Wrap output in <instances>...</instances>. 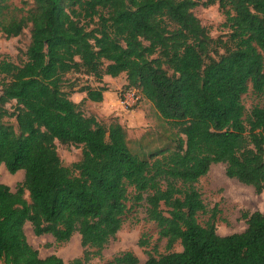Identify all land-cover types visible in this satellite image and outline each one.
Listing matches in <instances>:
<instances>
[{
	"label": "trees",
	"instance_id": "obj_1",
	"mask_svg": "<svg viewBox=\"0 0 264 264\" xmlns=\"http://www.w3.org/2000/svg\"><path fill=\"white\" fill-rule=\"evenodd\" d=\"M10 1L0 0V34L15 38L28 27L29 41L18 63L0 58V166L23 173L13 192L0 184V264H63L38 257L25 223L56 244L77 234L82 251L67 264H87L140 203L166 249L180 247L147 252L143 264H264V212L241 213L245 228L218 236L215 209L197 222L205 209L194 188L214 164L255 194L264 187V0L202 1L218 6L227 31L214 58L194 0ZM119 75V93L137 90L169 145L133 154L115 119L101 123L84 115L83 100L69 99L79 92L98 103L102 77ZM248 91L261 103L246 111ZM54 141L78 146L79 159L62 166ZM105 264L137 258L124 251Z\"/></svg>",
	"mask_w": 264,
	"mask_h": 264
},
{
	"label": "rangeland",
	"instance_id": "obj_2",
	"mask_svg": "<svg viewBox=\"0 0 264 264\" xmlns=\"http://www.w3.org/2000/svg\"><path fill=\"white\" fill-rule=\"evenodd\" d=\"M20 1H27L28 6H30L31 0H11L10 4L20 7ZM194 1L196 5L191 9V13L198 20L200 26L204 28L211 42L208 46V56L217 57L224 52L221 43H219L224 41L227 35V31L221 26L224 18L216 4L203 6L201 5L203 0ZM28 41V27L15 38L6 39L0 34V58L4 57L12 63H18L19 60L23 59L22 54L28 45ZM77 79L78 83L81 80L83 83L86 81L90 85H95L91 79L85 80V77ZM122 80V75L116 78H107V85L110 88L119 86ZM119 91L120 88L115 91L117 97ZM241 103L244 109L248 111L251 106L261 102L248 91L241 97ZM9 107V104L5 105L7 110ZM88 111L104 124L113 119L110 118L111 115L100 114L96 107H89ZM119 119L126 132L128 148L133 154L142 156L155 148L169 145L167 141L169 132L166 131V126L148 102L140 100L135 107L128 111L126 118ZM3 122L14 124L13 120L6 118L3 119ZM54 146L60 163L64 167L76 162L80 157L78 146L62 145L56 141H54ZM22 179V171L10 175L0 166V184L7 186L10 191L13 192L15 186L21 183ZM194 188L197 190L205 209L204 213L197 214V222L203 225L208 220L212 210L215 209L214 228L218 236L241 232L245 228V224L240 218L241 213L264 212V187L260 194H255L250 186L227 178L224 175L222 164L211 165L206 175L198 179ZM24 197L26 198V195ZM144 207V203H140L126 213L122 218L120 229L105 244L100 252V257L91 259L87 264H105L113 256L124 251H130L137 258V264H143L147 252L158 257L168 252L179 251L180 247L177 244L167 250L164 239L157 238L154 224L145 218ZM23 231L27 244L36 250L39 258L55 255L61 259L63 264H67L81 254L82 249L77 234H73L66 243L56 244L49 235L34 236L28 223H25ZM142 237L148 240L146 247L138 246V241Z\"/></svg>",
	"mask_w": 264,
	"mask_h": 264
},
{
	"label": "crops",
	"instance_id": "obj_3",
	"mask_svg": "<svg viewBox=\"0 0 264 264\" xmlns=\"http://www.w3.org/2000/svg\"><path fill=\"white\" fill-rule=\"evenodd\" d=\"M123 76V75H122ZM81 78V76H80ZM107 78H109L108 76H103L102 77V84L106 87V90L104 92H102V100L98 103H93V102H89L87 100H84L85 95L84 93H79V92H73L69 99L74 102V103H79L80 101L83 100V106H82V110L85 116L91 115L90 111H88L89 107H96V109H98V112L102 115H111L110 118L112 117L113 119H115L117 121V123L119 125H121L120 123V119H124L126 118V115L128 113V111H124L122 110L118 105H117V96H116V90H118L121 85L123 84V80L121 82V84L118 86H114V87H109L107 85L108 81ZM95 88L99 87L100 85H92ZM98 113V114H99ZM93 114V113H92ZM101 115V116H102ZM93 116L97 121V117ZM119 117V118H117ZM122 126V125H121ZM25 225V224H24ZM23 225V228H24ZM24 232V231H23Z\"/></svg>",
	"mask_w": 264,
	"mask_h": 264
},
{
	"label": "built area",
	"instance_id": "obj_4",
	"mask_svg": "<svg viewBox=\"0 0 264 264\" xmlns=\"http://www.w3.org/2000/svg\"><path fill=\"white\" fill-rule=\"evenodd\" d=\"M139 100V93L135 89H129L119 93L117 105L124 111H129Z\"/></svg>",
	"mask_w": 264,
	"mask_h": 264
}]
</instances>
